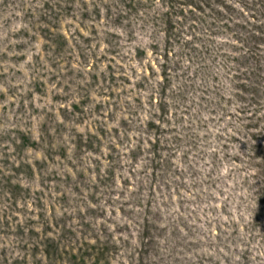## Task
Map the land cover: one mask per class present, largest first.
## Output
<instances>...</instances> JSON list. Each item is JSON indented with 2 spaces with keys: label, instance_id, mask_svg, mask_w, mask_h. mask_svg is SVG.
<instances>
[{
  "label": "rangeland",
  "instance_id": "374dc122",
  "mask_svg": "<svg viewBox=\"0 0 264 264\" xmlns=\"http://www.w3.org/2000/svg\"><path fill=\"white\" fill-rule=\"evenodd\" d=\"M0 264H264V0H0Z\"/></svg>",
  "mask_w": 264,
  "mask_h": 264
}]
</instances>
